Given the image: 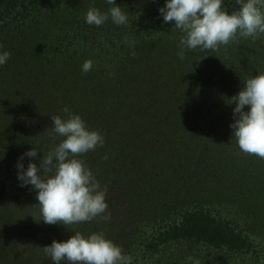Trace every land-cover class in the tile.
Returning a JSON list of instances; mask_svg holds the SVG:
<instances>
[{
	"label": "rangeland",
	"instance_id": "rangeland-1",
	"mask_svg": "<svg viewBox=\"0 0 264 264\" xmlns=\"http://www.w3.org/2000/svg\"><path fill=\"white\" fill-rule=\"evenodd\" d=\"M51 2L42 15L0 18V54L10 53L0 65V264H54L43 247L75 232L103 233L131 264H264V159L239 149L229 127L235 104H227L264 73V34L215 51L185 49L180 59L183 33L158 11L166 0H115L128 15L120 26L110 16L101 26L85 22L90 8L115 6L107 0ZM65 108L104 139L77 158L106 189L108 221L45 224L37 192L19 186L17 163L27 169L30 159L19 158L33 148L39 167L53 144L44 134L51 117L66 119ZM192 209L230 222L253 245L150 240Z\"/></svg>",
	"mask_w": 264,
	"mask_h": 264
},
{
	"label": "clouds",
	"instance_id": "clouds-1",
	"mask_svg": "<svg viewBox=\"0 0 264 264\" xmlns=\"http://www.w3.org/2000/svg\"><path fill=\"white\" fill-rule=\"evenodd\" d=\"M107 3L115 5V0ZM223 4L224 0H166L164 7L159 8L164 23L174 22V28L183 33L178 44L180 59L184 58L185 49L215 51L239 37L255 40L264 34V0H235L237 7L231 13ZM109 16L117 26L128 23V15L116 5L108 13L90 8L85 22L101 26ZM9 58V52L0 54V65ZM92 66L91 60L85 61L82 70L88 72ZM243 85L237 95L228 99V105L235 104L234 123L229 127L242 152L264 159V73L248 78ZM64 111L69 113L66 119L51 117V132L48 129L44 134L51 137L53 144L43 154L39 167L31 162L38 153L33 148L19 158H30L27 169L17 163L19 186L31 185V190L37 192L39 213L45 224L68 226L98 217L108 221L111 214L104 215L108 209L106 189L101 190L91 170L77 158L102 147L104 139L98 132L89 131L79 115L71 114L67 108ZM56 137L63 139L56 143ZM43 252L54 264L65 260L69 264H131V257L103 233L86 238L75 232L67 241L53 240L43 247Z\"/></svg>",
	"mask_w": 264,
	"mask_h": 264
},
{
	"label": "trees",
	"instance_id": "trees-1",
	"mask_svg": "<svg viewBox=\"0 0 264 264\" xmlns=\"http://www.w3.org/2000/svg\"><path fill=\"white\" fill-rule=\"evenodd\" d=\"M51 1H54L53 6L59 4L57 0H0V18L10 14L19 15L23 19L30 14L42 15L41 8L45 3H52ZM218 108L219 115L223 116L224 109H221V105ZM150 240L162 245L182 240L198 241L229 251L249 249L253 245L248 235L205 209H192L183 213L177 223L151 237Z\"/></svg>",
	"mask_w": 264,
	"mask_h": 264
}]
</instances>
